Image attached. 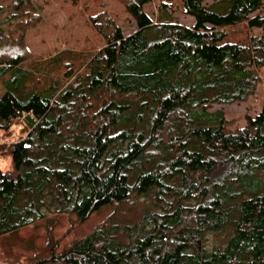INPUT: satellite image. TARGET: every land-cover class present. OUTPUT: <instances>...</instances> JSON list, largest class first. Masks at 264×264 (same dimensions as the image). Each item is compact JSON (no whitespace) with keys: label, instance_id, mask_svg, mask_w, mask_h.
<instances>
[{"label":"trees","instance_id":"16d2710c","mask_svg":"<svg viewBox=\"0 0 264 264\" xmlns=\"http://www.w3.org/2000/svg\"><path fill=\"white\" fill-rule=\"evenodd\" d=\"M120 1L134 30L90 15L104 44L41 75L25 63L40 5L0 0V132L20 129L0 145L11 161L0 169L4 262L264 264V104L235 127L208 110L264 84V0ZM121 204L142 209L129 223L112 212L67 244L51 232L50 215L81 224ZM41 220L44 244L14 249ZM211 233L222 237L209 245Z\"/></svg>","mask_w":264,"mask_h":264},{"label":"rangeland","instance_id":"374dc122","mask_svg":"<svg viewBox=\"0 0 264 264\" xmlns=\"http://www.w3.org/2000/svg\"><path fill=\"white\" fill-rule=\"evenodd\" d=\"M41 9L40 21L25 31V42L30 56L26 60V65L32 71L44 74L46 70L51 72H61L65 63L75 57L74 53L84 54L87 51L95 50L104 44L102 36L92 27L90 15L100 11H106L111 14L117 24L122 28L125 34L130 33L136 28L133 18L125 11L120 0H34ZM211 3L213 0H205ZM151 12L153 5L146 6ZM175 20L182 24L191 25L194 22L192 15L182 13L178 10L172 13ZM69 50L66 54H60L62 50ZM70 53H73L72 55ZM54 60H49L51 56ZM261 73L264 75V66L261 67ZM3 90L0 86V96ZM264 104V84L259 82L255 92L246 100L235 101L232 103H214L208 110H221L224 116L229 120L230 127L240 126L244 123L243 115L249 113L254 115ZM18 126V125H17ZM16 126L9 137L4 138L0 132V145L18 138L20 129ZM11 164L9 156L3 147L0 146V169L7 170ZM143 201V200H142ZM145 201V200H144ZM142 206L135 205L128 207L121 204L115 210L111 207L103 208L90 217L85 222L78 224L73 215H50V219L55 222L52 227V234L60 238L61 244H67L74 238L81 236L90 230L93 225L103 220L112 212L121 223L131 222L141 211ZM45 222L44 220L25 227L20 230L17 239H13L16 250H20L19 243L25 239H34L37 245L45 242ZM222 236L217 233L208 235V244L217 242ZM0 246V264H9L4 262Z\"/></svg>","mask_w":264,"mask_h":264}]
</instances>
